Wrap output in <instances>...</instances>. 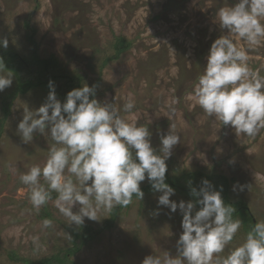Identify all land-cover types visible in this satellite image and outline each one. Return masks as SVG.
I'll return each instance as SVG.
<instances>
[{"label":"rangeland","instance_id":"1","mask_svg":"<svg viewBox=\"0 0 264 264\" xmlns=\"http://www.w3.org/2000/svg\"><path fill=\"white\" fill-rule=\"evenodd\" d=\"M236 2L0 0V38L8 40L7 48H0L24 57L35 49L40 58H53L52 72L80 75V85H95V98L102 103L120 108L132 100L133 110L121 115L147 125L157 153L160 136L175 125L181 142L166 160L168 174L197 170L224 174L230 182L228 199L241 200L256 223L264 220V129L250 138L221 126L197 104L193 91L211 43L227 34L216 21L217 10ZM117 37L128 40L129 47L108 60ZM231 38L246 47L239 37ZM247 55L249 67L264 76V44L249 49ZM16 83L13 73L12 85L0 92V118L5 115L0 133V264H30L60 253L73 246L72 228H80L67 224L59 213L55 193L38 213L32 209L19 177L31 165L44 164L52 142L37 133L31 143H23L17 124L24 109L34 110L45 102L49 88L36 86L11 97ZM55 93L58 100H65ZM146 184L147 179L140 188ZM143 193L142 200L134 196L130 205L117 210L111 227L104 226L111 213L103 210L98 216L107 217L99 221L85 218L83 225H90L94 235L68 255L67 264H141L147 255L165 251L176 255V241L183 231L179 208L171 212L158 205L160 192ZM170 200L190 201L176 191ZM77 210L78 205L73 207ZM235 216L242 226L228 248L242 243L247 232L244 217ZM45 218L53 221L52 227H42Z\"/></svg>","mask_w":264,"mask_h":264},{"label":"clouds","instance_id":"2","mask_svg":"<svg viewBox=\"0 0 264 264\" xmlns=\"http://www.w3.org/2000/svg\"><path fill=\"white\" fill-rule=\"evenodd\" d=\"M216 16L227 34L211 43L194 96L203 111L221 126H231L236 134L255 138L264 129V76L249 67L247 51L264 44V0H238L220 7ZM233 35L246 47L238 46ZM7 46L8 40L0 38V47ZM12 82L13 72L0 57V92ZM48 87L45 102L34 110L24 109L17 124L23 143H31L37 133L52 142L44 164L31 165L19 177L35 212L55 193V206L67 224L80 227L85 218L99 221L107 217L98 216L101 210L111 213L117 207H127L134 196L142 200L140 183L147 179L152 189L161 193L158 205L171 212L179 208L183 231L176 241V255L167 251L147 255L141 264H264V220L246 232L242 243L228 248L242 221L234 215L236 209L224 202L222 186L217 190L204 179L199 191L190 189L197 198L195 202L170 200L175 189L165 182L166 160L181 142L175 125L160 136L157 153L147 125L130 122L121 115L122 111L133 110L132 100L120 108L102 103L95 98L96 86L85 83L68 91L61 102L53 81ZM196 204L200 205L198 210ZM76 205L78 210L73 211ZM52 225V220L43 219V228ZM66 236L72 239L68 233Z\"/></svg>","mask_w":264,"mask_h":264},{"label":"trees","instance_id":"3","mask_svg":"<svg viewBox=\"0 0 264 264\" xmlns=\"http://www.w3.org/2000/svg\"><path fill=\"white\" fill-rule=\"evenodd\" d=\"M29 39L31 43H34L31 36H29ZM129 44L130 42L124 37H117L113 45L114 53L109 56L108 60L118 58L120 53L129 47ZM0 57L3 58L5 67L11 70L17 79L14 94H12L11 97H13L15 93H24L29 88H33L36 86L48 87V83L50 80L54 82L55 91L61 94V96L64 98H66V94L68 91L74 88L81 87L80 75L75 74L73 76H68L65 73L52 72L53 65L55 63L54 59L51 57L40 58L35 49L33 50L30 57H24L21 54L17 53L15 50L0 48ZM10 102L11 99L7 100L5 103L6 106H9ZM7 112L8 108L5 107V113ZM4 119L5 115L0 118V133L2 130ZM204 179H207L211 183L213 188L217 190H219L220 186H222L223 190L221 195L224 202L226 204H231L236 209L235 214L238 213L241 214L242 217H244L243 222L245 224V229L246 231L250 230L251 227L255 224L253 220L254 218L248 207L243 204L241 200L231 202L228 199L230 182L227 176L220 173H204L201 170L188 171L186 173L180 174V176H171L168 174V170L165 173V182L173 189H175L176 192L181 193L183 196H187V198H189L193 202H195L197 198L193 197L190 194V189L195 187L197 191H199ZM141 190L143 192L153 191L149 181L148 184L141 187ZM199 207L200 205L196 204L197 210L199 209ZM119 208L120 207H117L111 212V215L109 219L105 221L104 226H112L116 212ZM72 230L74 232L73 246L60 251V253H56L35 262H30V264H67L68 255L70 253L78 251L81 245L86 241V239L94 235L92 227L88 224L82 225L80 226V228H72ZM69 263L72 264L71 262Z\"/></svg>","mask_w":264,"mask_h":264}]
</instances>
